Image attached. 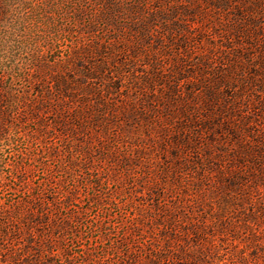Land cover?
Masks as SVG:
<instances>
[{
  "label": "rangeland",
  "instance_id": "rangeland-1",
  "mask_svg": "<svg viewBox=\"0 0 264 264\" xmlns=\"http://www.w3.org/2000/svg\"><path fill=\"white\" fill-rule=\"evenodd\" d=\"M112 2L0 0V264H264V0Z\"/></svg>",
  "mask_w": 264,
  "mask_h": 264
},
{
  "label": "trees",
  "instance_id": "trees-1",
  "mask_svg": "<svg viewBox=\"0 0 264 264\" xmlns=\"http://www.w3.org/2000/svg\"><path fill=\"white\" fill-rule=\"evenodd\" d=\"M99 1H102L103 2V4H105L106 5V7H107V9H108V11H109V13H108V16H109V18L110 17H113L114 16V14H112L111 12H113V11H115V9H118L119 7L117 6L116 7V4L114 5L113 4V2H112V0H99ZM84 7V6H83ZM82 10V14H83V8L82 9H80V11ZM107 15H105L104 14V16H101L102 17V20L104 21L105 20V18L104 17H108ZM110 19H112V18H110ZM108 20V19H107ZM105 23H106V21H104ZM103 22V23H104Z\"/></svg>",
  "mask_w": 264,
  "mask_h": 264
}]
</instances>
